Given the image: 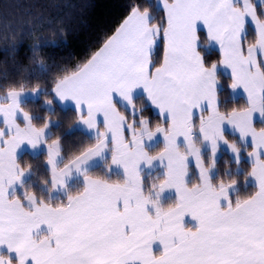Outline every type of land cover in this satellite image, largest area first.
<instances>
[{
    "label": "snow or ice",
    "instance_id": "snow-or-ice-1",
    "mask_svg": "<svg viewBox=\"0 0 264 264\" xmlns=\"http://www.w3.org/2000/svg\"><path fill=\"white\" fill-rule=\"evenodd\" d=\"M159 4L157 19L132 5L85 63L55 78L45 103L71 105L88 132L75 153L65 155L51 132L59 122L26 110L24 85L0 96V264H264V0ZM202 35L217 62L207 61ZM221 68L230 70L229 87L247 94L246 106L222 110ZM148 105L162 123L144 115ZM222 146L237 172L248 158L252 194L233 199L236 176L216 172ZM25 150L45 156L47 198L27 186ZM157 166L163 173L146 186V169Z\"/></svg>",
    "mask_w": 264,
    "mask_h": 264
},
{
    "label": "trees",
    "instance_id": "trees-1",
    "mask_svg": "<svg viewBox=\"0 0 264 264\" xmlns=\"http://www.w3.org/2000/svg\"><path fill=\"white\" fill-rule=\"evenodd\" d=\"M137 3L149 7L154 19L163 16L157 0H0V95H4L5 89L12 85L22 84L25 91H31L38 85L41 89L39 97L26 100L24 106L41 120L45 114L58 120L59 126H54L51 130L54 137L62 139L65 155L75 153L88 144V133L78 127L73 109L61 108L54 101V111L49 112L43 106V100L52 98L51 88L55 78L62 72L71 71L77 65L85 63L129 15L132 5ZM204 40L202 35L203 43ZM248 41H254L251 31ZM162 47L160 42L154 53L155 59L160 58ZM201 50L209 63L220 59L218 51L204 46ZM219 75L222 110L244 107L242 98L235 100L230 96V77L222 72ZM138 106H142L140 101ZM145 111V116L152 118L154 122L158 121L150 106ZM205 154L207 155V150ZM21 159L33 168L27 186L47 198L49 194L43 182L48 179L49 173L44 154L33 156L26 152ZM223 165H237L228 154H223L217 161L216 172L227 180L229 175L226 174L227 171H223ZM242 166H247L250 170L247 160L242 162ZM92 171L94 175L104 174L103 167ZM157 174L160 172L146 174V186ZM234 175L244 177L243 172H235ZM117 178L116 175L112 176V179ZM195 178L196 175L192 174V179ZM237 180L239 191L233 194V199L236 195L246 197L256 190L253 184L246 185L244 178ZM75 184L73 190L82 186L79 182ZM55 198L57 197L54 200ZM59 198L63 199V196Z\"/></svg>",
    "mask_w": 264,
    "mask_h": 264
},
{
    "label": "crops",
    "instance_id": "crops-1",
    "mask_svg": "<svg viewBox=\"0 0 264 264\" xmlns=\"http://www.w3.org/2000/svg\"><path fill=\"white\" fill-rule=\"evenodd\" d=\"M157 4H158V6L160 7V4H159V0H157ZM201 31H203V28L201 29ZM253 34H254V39H255V33H254V31H251ZM205 38V37H204ZM205 42L203 43V41L201 40V45L202 46H207L206 45V38H205V40H204ZM249 42V41H248ZM158 45H159V43H158ZM157 45V46H158ZM207 47H209V46H207ZM210 49H213V50H215V51H218V49L216 48V47H209ZM157 49V48H156ZM156 49L154 50V53H155V51H156ZM219 52V51H218ZM219 55H220V53H219ZM220 72H222L223 74H225V75H228L229 77H230V79H231V75H230V70H225V69H223V68H221V70H220ZM26 92H28L29 93V95L25 98V101L26 100H28V99H37L38 97H39V94L38 95H36V96H32L30 93H31V91H26ZM140 95H142V93L140 94ZM0 96H2V95H0ZM230 96H231V98L232 99H239V98H242L243 99V101H244V106H246V104H247V94L246 93H244L243 92V90L242 89H237V90H232L231 88H230ZM221 99V98H220ZM57 102V104L61 107V108H64V109H67V108H71V105H69V106H65V105H62L59 101H56ZM148 106H150V108L153 110V112L157 115V111L151 106V105H148ZM71 109H73L74 110V108H71ZM75 111V110H74ZM157 117H158V115H157ZM156 122H160V123H162L163 122V118L162 117H158V121H156ZM259 123H262L259 119L257 120V127L259 128L261 125L259 124ZM78 127L80 128V129H82V130H84L85 132H87V130L84 128V126H82V125H78ZM88 133V132H87ZM227 135H228V137H229V139L230 140H232V141H236V142H238L239 143V134L237 133V134H233L231 131H228L227 132ZM153 147H157V149L156 150H158L159 148H162L163 147V144L161 143L160 144V141L158 140V141H156V142H154L153 143ZM207 149H205V151H206ZM29 153V154H31V155H33L32 154V152L31 151H27V150H25L24 152H22L21 153V156L24 154V153ZM223 154H228L229 156H230V153H227V152H224ZM222 154V155H223ZM33 156H36V155H33ZM231 157V156H230ZM245 157H246V155H245ZM249 162V161H248ZM98 166V165H97ZM160 172V174H162L163 173V171H164V169L162 168V167H160V166H157L156 168H154V169H146V172H145V175L146 174H153V173H155V172ZM192 174H194V175H196V172H195V169L194 168H190V176H191V179H192ZM30 177V176H29ZM29 177L27 178V180L29 179ZM193 180V179H192ZM196 180V178L193 180V181H195ZM77 181H73V184H75ZM234 194V193H233ZM51 195H52V197L54 198V197H60V196H63L62 195V193H61V195H59V196H55V195H53L52 193H51ZM174 199H175V194L174 193H166L165 194V200H164V203L167 205V204H171V203H173V201H174ZM186 219H188V218H186Z\"/></svg>",
    "mask_w": 264,
    "mask_h": 264
},
{
    "label": "rangeland",
    "instance_id": "rangeland-1",
    "mask_svg": "<svg viewBox=\"0 0 264 264\" xmlns=\"http://www.w3.org/2000/svg\"><path fill=\"white\" fill-rule=\"evenodd\" d=\"M206 48H209V47H207V46H205ZM46 99H49V98H45L44 100H43V106L49 111V112H53L54 111V106H49V105H47L46 103H45V100ZM144 113H146V111L144 112ZM55 116V115H54ZM50 118L53 122H58V120H56V119H54V118H52L51 116H49L48 114L46 115H44V118ZM51 132H52V130H51ZM239 142H240V140H239ZM249 151L251 150L250 148L248 149ZM224 152H227V153H230V158L234 161V159H233V155H232V153L227 149V146H222V148H221V151L217 154V161L220 159V157L222 156V154L224 153ZM244 160H247L248 161V158L247 157H245L244 158ZM237 167L238 166H236V167H231V166H228V165H223V171H227V173H229V174H235V172H237L236 170H237ZM246 170H248V167L247 166H242L241 168H240V171L239 172H243L244 173V171H246ZM236 176V175H235ZM240 178H244V177H241V176H236V179H240ZM75 181V180H74ZM72 185H76V184H73V182H72ZM44 188H46V186L44 185ZM53 195H55V196H59V195H61V193H52ZM63 195V194H62Z\"/></svg>",
    "mask_w": 264,
    "mask_h": 264
}]
</instances>
